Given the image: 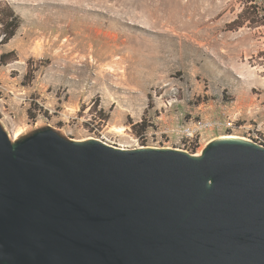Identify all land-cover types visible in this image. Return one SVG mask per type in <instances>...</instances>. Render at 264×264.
Returning <instances> with one entry per match:
<instances>
[{
    "label": "rangeland",
    "instance_id": "1",
    "mask_svg": "<svg viewBox=\"0 0 264 264\" xmlns=\"http://www.w3.org/2000/svg\"><path fill=\"white\" fill-rule=\"evenodd\" d=\"M6 4L21 21L0 43V57L12 53L0 63V121L12 139L50 127L193 154L225 135L264 139V0ZM249 6L260 20L241 16ZM143 120L146 131L134 128ZM199 122L217 126L187 140L183 130Z\"/></svg>",
    "mask_w": 264,
    "mask_h": 264
},
{
    "label": "water",
    "instance_id": "2",
    "mask_svg": "<svg viewBox=\"0 0 264 264\" xmlns=\"http://www.w3.org/2000/svg\"><path fill=\"white\" fill-rule=\"evenodd\" d=\"M0 264H264V144L12 139L0 121Z\"/></svg>",
    "mask_w": 264,
    "mask_h": 264
},
{
    "label": "trees",
    "instance_id": "3",
    "mask_svg": "<svg viewBox=\"0 0 264 264\" xmlns=\"http://www.w3.org/2000/svg\"><path fill=\"white\" fill-rule=\"evenodd\" d=\"M259 10L258 7L256 6H249L245 11L244 14L241 16H244V18L248 17L249 15L251 16V20H260L259 16ZM261 20H264V16L261 17ZM245 21V20H244ZM246 22V21H245ZM20 17L19 15L15 12L13 7L11 5L6 4L4 7L0 8V43L1 44H6L8 43L16 34L18 28L20 27ZM238 21H235L233 25H236ZM240 26L243 24L240 23ZM12 55V53H5L2 54L0 57V63L1 64H6L7 61H5V58H9ZM100 121H104L105 115L103 111H100ZM134 128L136 129H141V131H146L148 128V125H146L145 120H143L141 123H138L134 125ZM259 143L264 144V139L263 140H257ZM196 151L193 150L192 153H195Z\"/></svg>",
    "mask_w": 264,
    "mask_h": 264
},
{
    "label": "built area",
    "instance_id": "4",
    "mask_svg": "<svg viewBox=\"0 0 264 264\" xmlns=\"http://www.w3.org/2000/svg\"><path fill=\"white\" fill-rule=\"evenodd\" d=\"M229 128H233L235 125L232 123H228L226 124ZM216 123H203V122H199L198 125H195V128L192 127H187L183 130V134L184 136L187 138V140H191L193 138H195L197 135H199L201 132H203L204 130H207L209 128H214L216 127ZM250 136H252V138H250V140H263V138L261 137V135L259 134V132L257 131H253V133H250ZM258 142V141H257ZM181 150V149H180Z\"/></svg>",
    "mask_w": 264,
    "mask_h": 264
},
{
    "label": "bare ground",
    "instance_id": "5",
    "mask_svg": "<svg viewBox=\"0 0 264 264\" xmlns=\"http://www.w3.org/2000/svg\"><path fill=\"white\" fill-rule=\"evenodd\" d=\"M85 11H88V10H85ZM19 135H20V133H17V134H16V137H19Z\"/></svg>",
    "mask_w": 264,
    "mask_h": 264
}]
</instances>
